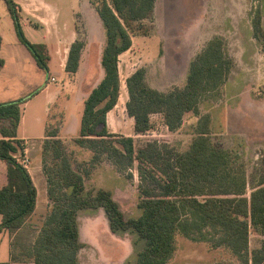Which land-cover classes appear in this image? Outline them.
Returning a JSON list of instances; mask_svg holds the SVG:
<instances>
[{
  "label": "trees",
  "instance_id": "trees-1",
  "mask_svg": "<svg viewBox=\"0 0 264 264\" xmlns=\"http://www.w3.org/2000/svg\"><path fill=\"white\" fill-rule=\"evenodd\" d=\"M6 2L21 42L32 52L38 66L48 69L43 58L46 45L27 39L18 5L13 0ZM90 2L105 30L101 57L104 75L84 100L75 142L93 152L92 163L106 158L129 178H133L129 171L137 164L141 177L140 214L126 219L112 191L87 190L85 176L75 169L59 139V129L50 130L47 124L42 169L54 206L33 237L24 234L38 202V189L23 163L25 144L18 138L23 106L30 99L0 103V161L6 165L0 174V232L14 235L10 260L0 264H81L79 254L86 244L80 239L79 212L99 208L104 209L113 233L131 229L144 241L136 264H168L177 251L179 236L206 242L213 249L228 250L235 262L221 264H264V159L248 196L250 180L246 170L233 163L229 151L212 144L209 115L201 116L196 137L183 153L158 141L138 148L132 137L113 134L107 116L120 99V56L132 48L134 34L147 32L144 22L153 21L157 0ZM252 27L254 37L264 47L263 10L253 14ZM2 43L0 36V51ZM84 48L80 40L71 45L67 74L78 72ZM4 64L0 58V69ZM233 68L226 40L219 35L190 61L183 87L153 88L147 69L139 68L126 80V108L134 119L135 132L151 131L154 114L163 116L169 131H178L187 114L200 115L204 97L227 85ZM253 232L262 237L256 248L250 241Z\"/></svg>",
  "mask_w": 264,
  "mask_h": 264
},
{
  "label": "rangeland",
  "instance_id": "rangeland-1",
  "mask_svg": "<svg viewBox=\"0 0 264 264\" xmlns=\"http://www.w3.org/2000/svg\"><path fill=\"white\" fill-rule=\"evenodd\" d=\"M61 11L62 20L69 24V31L76 30L78 40L89 44L75 75L67 74L53 52L43 56L48 69L39 67L32 52L21 42L13 16L6 0H0V31L4 45L0 58L5 65L0 69V102L30 99L25 106V120L21 132L28 137L30 168L38 189V207L28 220L23 233L33 237L43 226L54 203L48 195V184L42 166V149L45 131L59 129V139L78 169L85 176L87 190L99 189L113 192L126 219L140 214L139 185L141 177L136 166L129 171L133 178L119 173L106 158L92 163L93 152L75 142L84 110V100L101 81L99 56L105 48V35L94 27L93 14L100 21L89 0H47ZM153 21L144 22L147 32L133 35V46L120 56L121 94L117 106L107 116L110 131L119 137H132L136 146L149 141L168 143L177 151L188 150L196 137L195 129L201 116L211 117L212 144L229 151L232 161L246 170L250 180L248 196L264 159V47L253 35V14L263 10L264 0H157ZM86 13L92 27L88 29ZM78 14V15H77ZM76 17L75 22L73 18ZM86 17V16H85ZM22 25V24H21ZM24 29V25L22 26ZM103 34L105 30L102 27ZM27 33L35 44L41 37ZM92 35V36H91ZM222 36L227 43L234 68L225 87L204 97L200 115H186L183 126L171 132L161 114L152 115L153 129L137 134L134 119L127 113L128 91L126 80L139 68L147 69L149 84L156 89L170 90L183 87L190 61L214 36ZM55 42V41H54ZM84 50V49H83ZM92 54V64L89 55ZM52 59H50V57ZM49 92H57L53 101L45 98L41 90L48 76ZM49 76V80L51 77ZM36 95V96H35ZM26 146V145H24ZM28 162H25L27 165ZM39 166L42 173H36ZM89 172L88 174L86 172ZM80 239L86 244L79 257L81 264H136L137 253L144 241L134 230L113 233L103 208L84 209L79 212ZM0 235V256L6 253L9 236ZM14 235L12 234V243ZM262 237L253 232L252 248L260 245ZM231 253L224 248H211L206 242H196L178 237L177 251L168 264H221L234 263Z\"/></svg>",
  "mask_w": 264,
  "mask_h": 264
},
{
  "label": "crops",
  "instance_id": "crops-1",
  "mask_svg": "<svg viewBox=\"0 0 264 264\" xmlns=\"http://www.w3.org/2000/svg\"><path fill=\"white\" fill-rule=\"evenodd\" d=\"M13 1L18 5V13L20 15V22H21L22 26L24 25V29H23L24 33L26 35H27V33H30V34H32V36H37V37L42 33L39 36V37H41L42 41H40L38 43L35 42V44L46 45L48 54L50 53V51L52 52L51 49L54 50V48H55V53L53 52L52 58L54 59V54H55L57 61L60 63V66L65 71L67 59L69 56L70 47L76 40H78L77 39L78 38L77 31L76 30H73L72 32L69 31V24L67 21L62 20L61 11L59 9H57L56 7H54V4L50 3L47 0H13ZM89 3L91 5L90 0H89ZM157 7H158V4L156 3V8H155L154 14L157 12ZM93 10L95 11L94 8H93ZM80 14H82L84 16V18H86L88 29L92 33V27H91L89 20L87 18V14L84 12L80 13ZM92 14H93V18H94L93 19L94 27L99 29V31H100V33H102V35H105V34H103V30H102L103 24H102L101 20L99 21L95 17L94 13H92ZM76 17L77 16H75L73 18L74 22H75ZM0 36L2 37V40H3V43H2V47H3L5 39H4V36H3L1 31H0ZM27 37H28V35H27ZM86 45L87 46L84 48V50L82 52L81 62L83 61V59L85 57L86 48L89 47V44H86ZM1 51H2V48H1ZM1 51H0V53H1ZM102 53H103V47L101 46V51H100V56H99L100 64H101ZM49 57H50V59H52L51 56H49ZM89 58H90L89 59L90 64H92V54L89 55ZM4 63H5V61H4ZM119 67H120V63H119ZM103 75H104V72H103V69H101V76L103 77ZM49 76L46 79V86L41 90V93L45 92L44 93L45 98L50 100V101H53V99H55L57 96V92L51 93L48 91V89L50 87L49 86L50 85ZM229 81H230V79H229ZM229 81H228V83H229ZM87 96H86V98H87ZM0 103H4V102H0ZM27 103L23 106V116H22V121H21L19 130H18V138L23 140L24 144L26 145L25 146V158H24V160L28 161V164L26 165V167L28 168V170H29V172H30V174L34 180V183L37 187L34 175H33L32 170L30 168V160L28 158V154L30 153V150L28 147V144H29L28 141L29 140H28V137L26 136L25 132H21V128L24 125L25 106L27 105ZM109 114H108V116H109ZM45 135H46V131H45ZM0 138H1V135H0ZM43 139H45V137ZM5 170H6V165L0 161V174L3 173ZM40 172L42 173V170H41V167L39 166L36 173L38 175H40ZM37 207H38V202H37ZM7 233H8L7 231H2V232H0V235H4ZM6 246H7L6 247V253L3 256V258L0 256V262H8L10 260L11 249H12V235L9 236ZM13 264H33V263H13Z\"/></svg>",
  "mask_w": 264,
  "mask_h": 264
},
{
  "label": "built area",
  "instance_id": "built-area-1",
  "mask_svg": "<svg viewBox=\"0 0 264 264\" xmlns=\"http://www.w3.org/2000/svg\"><path fill=\"white\" fill-rule=\"evenodd\" d=\"M50 81H52V82H56V78L55 77H51V80ZM25 162L27 163L28 161L27 160H23V163L25 164Z\"/></svg>",
  "mask_w": 264,
  "mask_h": 264
}]
</instances>
